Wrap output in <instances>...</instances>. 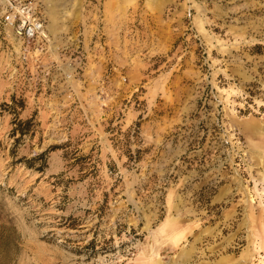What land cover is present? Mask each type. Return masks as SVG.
Returning a JSON list of instances; mask_svg holds the SVG:
<instances>
[{"label": "rangeland", "instance_id": "374dc122", "mask_svg": "<svg viewBox=\"0 0 264 264\" xmlns=\"http://www.w3.org/2000/svg\"><path fill=\"white\" fill-rule=\"evenodd\" d=\"M42 4L43 66L0 25V264H264V0Z\"/></svg>", "mask_w": 264, "mask_h": 264}, {"label": "built area", "instance_id": "2783aa9c", "mask_svg": "<svg viewBox=\"0 0 264 264\" xmlns=\"http://www.w3.org/2000/svg\"><path fill=\"white\" fill-rule=\"evenodd\" d=\"M0 25L12 30L22 42L26 58L33 62L42 64V58L46 54L52 53L56 47L55 36L48 30L49 19L42 0H0ZM51 44L53 48H51ZM79 47L78 44L77 47L65 45L60 48L64 55L61 61L63 65L68 66L63 73L66 82L79 74L84 60L82 51H78ZM58 68L61 69V66L54 60V77Z\"/></svg>", "mask_w": 264, "mask_h": 264}, {"label": "trees", "instance_id": "16d2710c", "mask_svg": "<svg viewBox=\"0 0 264 264\" xmlns=\"http://www.w3.org/2000/svg\"><path fill=\"white\" fill-rule=\"evenodd\" d=\"M21 124H22V122L19 121V122H18V125H21ZM25 124H26V125H29V124H31V121H27Z\"/></svg>", "mask_w": 264, "mask_h": 264}, {"label": "bare ground", "instance_id": "6f19581e", "mask_svg": "<svg viewBox=\"0 0 264 264\" xmlns=\"http://www.w3.org/2000/svg\"><path fill=\"white\" fill-rule=\"evenodd\" d=\"M13 39H15V37H13ZM22 43V42H21ZM22 48H23V46H22Z\"/></svg>", "mask_w": 264, "mask_h": 264}]
</instances>
